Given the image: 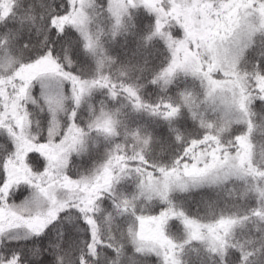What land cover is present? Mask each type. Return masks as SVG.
<instances>
[{
  "label": "snow or ice",
  "instance_id": "6c2138e0",
  "mask_svg": "<svg viewBox=\"0 0 264 264\" xmlns=\"http://www.w3.org/2000/svg\"><path fill=\"white\" fill-rule=\"evenodd\" d=\"M177 3L179 0H169L167 6H153L148 0H141L139 4L127 0L123 11L126 13L128 7H145L157 17L156 32L159 33L162 23L157 9L164 7L169 16H175ZM187 6L199 9L206 18L215 19L199 38L187 23L180 21L176 31L170 34L175 42L169 45L170 62L151 83L155 85L163 81L168 85L179 72L189 75L200 81L205 91V102H211L221 116L218 122L201 118L200 126L206 129L204 135L190 140L173 159L171 166L150 162L151 138H142L139 132H134L131 134L133 141L143 145L139 151H134L131 156L127 153L121 155L118 153L122 147L116 144L93 175L72 179L68 172L72 157L87 151V137L92 132L107 142L120 135L116 114L103 107L96 110L89 105L91 118L87 131L79 123L81 109L93 93L107 89L115 100L118 96L116 85L109 77L100 75L103 61L98 62L97 78L85 80L76 74L70 62L67 67L61 63L51 47L30 56L27 61L9 60L13 67L0 74V132L7 136V140L0 142L5 153L0 163V216L7 217L12 223H0V245L12 232H22L21 238L28 241L44 235L62 217L70 222L79 219L90 232L92 243L88 245L89 255L98 259L97 245L101 241L95 214L100 211L99 202L111 197L117 215H131L135 221V225L130 224L127 229L129 246L135 255L150 252L160 258L161 264H179L175 259L176 245L164 231L168 223L180 221L187 226L190 238L197 239L202 228L214 233L217 228L227 230L235 221L221 218L216 225H201L189 219L183 211L177 212L171 195L175 191L227 182L234 176H251L256 181L254 191L261 208L254 210L253 215L264 219V169L255 166L251 145L256 130L252 105L259 102L264 107V51L255 56L252 71L241 68L248 62L257 37H264V0H197L194 5L189 0ZM74 14L83 16L82 5L77 0H66L64 12L50 18L51 35L63 37L68 34L66 27H73L83 37L85 51L95 55L97 42L79 25L67 24ZM117 26H120L119 16ZM182 49L186 50L187 61L178 55ZM9 88L14 92L9 93ZM121 88L134 99L133 109L136 111L146 110L152 115L172 120L179 117L182 107H186L196 118L194 109L198 105L189 93L181 94V105L162 102L152 106L145 104L131 87L121 85ZM161 107L165 111L161 112ZM33 109L39 110L41 120L33 121ZM233 123L242 124L245 130L238 135L233 134V140L226 146L221 133L231 132ZM34 124L39 131L33 134L31 129ZM213 129L216 131L213 132ZM25 140L38 145L52 144L62 151V163L56 175H52L51 165L38 159L39 171L33 172L24 181L13 180L9 170L14 161L21 159L20 144ZM176 140L182 142L181 135L177 134ZM231 147H235V154L230 151ZM36 156L39 157V153ZM27 159H33V154L30 153ZM113 172L120 174L113 176ZM133 173L138 177V193L131 199H118L113 192L115 183L125 175L131 178ZM21 184L27 189L26 195L20 191ZM13 188L18 193L15 196L19 199L18 204H9V200L13 199ZM21 196L23 199H20ZM140 197L149 203L159 200L161 208L158 215L146 217L138 214L135 201ZM107 220H112L111 214ZM149 223L157 226L151 246L142 242L147 239L144 226ZM103 246L112 248L117 257L124 248L123 245L120 249L113 248L111 244ZM251 255L254 253L241 252V264H249ZM25 256L22 251L10 250L0 255V264H25ZM79 264H88V261L80 256Z\"/></svg>",
  "mask_w": 264,
  "mask_h": 264
},
{
  "label": "trees",
  "instance_id": "16d2710c",
  "mask_svg": "<svg viewBox=\"0 0 264 264\" xmlns=\"http://www.w3.org/2000/svg\"><path fill=\"white\" fill-rule=\"evenodd\" d=\"M163 4H166L164 0ZM65 5L66 0H10L6 6L0 7V61L3 57L27 61L30 56L51 47L61 63L67 67L70 62L76 74L85 80L97 78L98 62L103 61L100 75L110 78L111 83L116 85L118 96L113 100L107 89L96 90L81 109L79 123L86 130L91 118L89 105H93L96 110L103 107L116 114L115 118L120 122V135L116 141L111 142L97 139V146L91 145L83 154L74 155L68 168L72 179L88 176L105 161L107 153L113 151L116 144L128 147L134 132H139L142 138H151L150 162L171 166L173 159L190 140L204 135L206 129L200 126L201 118L212 122L211 118L214 117L204 115L194 119L187 108L182 107L178 118L165 120L163 116L152 115L150 111L133 109L135 101L122 90L121 85L137 91L141 100L152 106L162 102L181 105L182 93L198 94L201 91L198 82L181 75H177L168 85L163 81L155 85L151 83L170 62V52L165 42L155 35V16L142 7L132 8L118 27L109 13L108 0H95L90 10L89 32L92 40L97 42V47L95 55H91L85 51L84 41L73 27H66L68 34L63 37L51 35L50 18L64 12ZM67 24L73 25L69 20ZM175 31L171 29L172 33ZM260 51H264V37L258 36L255 47L249 53L248 62L242 64L241 68L252 71V61ZM160 111L165 109L161 107ZM252 111L256 124L251 139L255 153L254 164L264 169V107L257 102L252 105ZM32 118L33 121L42 119L38 109ZM33 128L39 131L36 126ZM244 130L240 124L231 126V132L221 133L224 144L227 146L233 140V134L238 135ZM122 134H125L124 138ZM177 134L181 135L182 142L176 140ZM89 137L94 139L95 132ZM5 140L7 136L0 132V142ZM230 151L235 154V147H231ZM124 153L128 156L133 154L128 148L118 154ZM4 156L0 143V163ZM28 156L21 161L30 167L32 173L39 171L38 159L46 161L34 154L33 159L29 160ZM17 165L18 161L12 164ZM124 177L125 180L114 185L113 192L118 199H131L137 192V176L133 173L131 178L127 175ZM255 186L256 181L252 177L239 178L217 186L192 188L171 195L176 211H183L189 219L201 225H216L221 218L235 221L228 233L222 234L225 235V246L219 252H213L204 244L192 241L187 226L180 221L172 220L168 223L164 231L177 245L179 264H241V252L254 253L249 257V264H264V219L253 215L254 210L261 208L259 197L254 191ZM20 191L27 194L23 184ZM12 192L13 199L9 200V204L19 203V199L15 198L18 195L16 189L13 188ZM135 206L137 213L146 217L158 215L161 208L159 200L150 203L135 201ZM99 208L100 211L95 214L101 241L97 245L98 259L89 255L88 245L92 240L88 228L79 219L70 222L63 217L38 238L28 241L19 239L17 243V240L5 237L3 245H0V255L10 250L22 251L26 254L25 264H79L80 256H84L88 264H161V260L155 256L135 255L132 252L127 232L130 224L135 225L131 215H117L111 197L100 201ZM109 214L112 216L111 221L107 220ZM108 244L116 249L123 245L121 255L117 257L112 248L103 246Z\"/></svg>",
  "mask_w": 264,
  "mask_h": 264
},
{
  "label": "rangeland",
  "instance_id": "374dc122",
  "mask_svg": "<svg viewBox=\"0 0 264 264\" xmlns=\"http://www.w3.org/2000/svg\"><path fill=\"white\" fill-rule=\"evenodd\" d=\"M9 2H10V0H0V7L6 6V4ZM134 2L139 4L141 2V0H134ZM196 2H197V0H191V3L193 5ZM77 3L82 5L83 16L74 14L71 17H69V21L75 25H79L80 27H82L83 30L90 36V32H89L90 23H91V15H90L91 11L90 10L94 7L95 0H77ZM148 3L150 5H153V6L164 5L163 0H148ZM164 3H166L164 6H167L169 4V0H164ZM125 4H127V0H108L109 13L111 14V16L113 17V19L115 20L116 23H117V17L118 16H119L120 23H121L123 17H125L128 14V10L132 9V7H128L127 12L125 13L123 11V6ZM188 4H189V0H179V3L176 4L175 16H169L166 13V10L164 7H160L157 9V11H159L160 15H161L162 27H161V30L159 33H157L155 30V35L157 38L162 39L165 42L169 52H170L169 45H174V43H175L174 41L171 40V37H170V34L172 33L171 29L176 30V25L180 21L187 23L191 27V30L193 31L194 35L197 38H199L201 32H204L207 30L208 25L210 24L211 20L215 19V17L206 18L205 13H203L202 11H200L199 9H197L195 7L187 6ZM140 7L144 8L146 10L145 7H143V6H140ZM146 11L148 13H150L148 10H146ZM85 17L87 18L86 20H85ZM155 18L157 21L156 16H155ZM90 38L92 39L91 36H90ZM82 39H83V37H82ZM83 41H84V39H83ZM178 55H180L181 57H184L185 60L187 61L186 50L182 49L178 53ZM9 60H11V59H9L8 57H3L1 59V61H0V74L5 73L7 71H10L11 68L13 67V65L9 63ZM177 75H181L183 77L190 78V79L198 82V84L200 85L201 91L198 94H196L194 92L189 93V94H191L192 98L195 100L196 104L198 105V107L194 109L196 112V117L201 118L204 115L211 116V117H214V119L211 118L212 122H218L220 119L221 113L219 111L215 110V107L211 102H205L206 101L205 91H204V88L202 87L200 81L192 78L189 75H184L182 72H179ZM8 92L13 93L14 90L9 88ZM216 103L218 104L219 101H217ZM36 110L37 109H33V115H35ZM191 116H192V114H191ZM236 116H238V114H236ZM236 116H234V118H236ZM233 125H239V124L233 123L231 126H233ZM240 125H242V124H240ZM34 126H35V124L33 125V127ZM218 126H219V124L217 123V127ZM33 127L31 129V131L34 134L37 131L34 130L35 128H33ZM86 131H87V129H86ZM89 136L87 137V148L91 145L94 147L97 146L98 145L97 139H100L102 142H105V140L102 137L98 136L96 133H95V138L92 140L90 139ZM121 136H122V138H124L125 134H122ZM116 139L117 138H115L113 141H116ZM123 140L127 142V140H125V139H123ZM130 141H132L133 143H131ZM128 144H129V146L128 147L123 146L122 150L128 148L129 151L134 152V151H139L138 149L143 146L142 144H139V145L136 144V142L133 141V139L129 140ZM19 151L22 153V156H21V159L17 160L18 165L17 166H11V168L9 170V175L13 178V180L24 181V180L28 179L29 176L32 175V172L29 169L30 167L26 166L21 161L30 153L34 154V155L39 153V156L43 157L46 160V162L52 166V168H53L52 175H56V170L60 168L61 163H62V160H61L62 155H63L62 151L59 148H57V146L52 145V144L38 145V144L32 143L29 140H25V141L21 142ZM98 163H100V161ZM101 163H103V161ZM95 170L93 172H91L88 176L93 175ZM116 175H119V173L116 172ZM116 175H114V172H113V176H116ZM249 177H251V176L243 177L240 179H246ZM125 179L126 178L124 177V179H121L118 183H115V185H118L119 183H121ZM231 179H239V178L234 176ZM136 180L138 182V177L136 178ZM222 183H224V182H220V183H217V184L212 185V186H217V185L222 184ZM175 192H180V191H175ZM137 193H138V188H137V192L134 195H136ZM136 201H144V202L146 201L147 202V200L144 197H140ZM0 223L10 225L12 223V221L8 220L7 217L0 216ZM156 230H157V226L155 224H151V223L146 224L144 226V232H145L147 239L145 241H142V242L148 243L149 246H151V243L154 242L153 237H154V233L156 232ZM229 230H230V227L227 230L217 228L216 231L213 233V232H209L207 228H202L199 230V233H198L199 238L191 239V240L204 244L213 252H219V251H222L224 246H225V235L222 236V234L228 233ZM22 236H23L22 232H12V233L7 234L6 238L8 240H12V241L19 240V239L23 240L21 238ZM174 252H175V259L177 261H179V258H178L179 252L177 251V245H176V248L174 249ZM145 255H152V256L157 257L156 255H154L150 252H146ZM157 258H159V257H157Z\"/></svg>",
  "mask_w": 264,
  "mask_h": 264
}]
</instances>
